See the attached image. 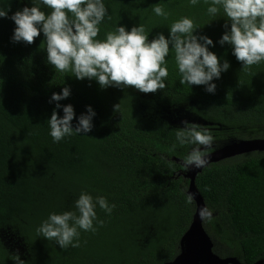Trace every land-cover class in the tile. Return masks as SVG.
<instances>
[{
  "label": "trees",
  "instance_id": "16d2710c",
  "mask_svg": "<svg viewBox=\"0 0 264 264\" xmlns=\"http://www.w3.org/2000/svg\"><path fill=\"white\" fill-rule=\"evenodd\" d=\"M160 3L167 20L152 12ZM111 19L100 25L98 39L115 25H144L151 40L168 35L167 26L182 16L201 26L210 50L230 67L215 80V93L204 86L180 85L173 54L166 57L167 87L142 93L134 87L101 89L93 81L77 80L46 63L43 34L33 43L12 42L14 22L8 17L30 0H0L8 16L0 18V264H165L180 251L195 202L186 203L189 179L180 159L189 150L172 151L178 112L211 130L210 153L233 141L264 139V62L241 68L228 44L216 43L225 19L207 23L206 4L187 0H105ZM65 76V77H64ZM68 86L59 101L71 104L76 116L95 110L86 135L54 143L47 119L56 102L53 92ZM118 104V111L113 106ZM62 115L61 109H56ZM73 126L76 120L73 119ZM195 185L213 219L202 221L212 250L221 258L243 264L264 261V151H253L209 163ZM81 191L105 196L116 207L111 215L97 208L103 221L96 232H83L79 247L60 249L37 237L36 228L50 212L71 209Z\"/></svg>",
  "mask_w": 264,
  "mask_h": 264
},
{
  "label": "clouds",
  "instance_id": "9594fccd",
  "mask_svg": "<svg viewBox=\"0 0 264 264\" xmlns=\"http://www.w3.org/2000/svg\"><path fill=\"white\" fill-rule=\"evenodd\" d=\"M143 0H137L142 3ZM13 12L9 19L14 22L11 41L31 44L43 34V50L46 63L60 73L77 80L95 81L101 89L134 87L142 93H155L167 87L169 76L166 57L173 54L180 85L204 86L208 93H215L221 73L230 67L228 60L218 57L210 50L213 40L198 33V26L191 17L182 16L167 26V37L157 33L151 40L144 25L127 28L116 24L113 31L98 39L100 25L111 19L105 0H30ZM206 4L208 22L223 17L224 32L216 43L228 44L232 55L241 68H250L264 62V0H187L189 6ZM152 12L167 20L169 13L160 3H155ZM8 16V10L0 7V18ZM65 77V76H64ZM70 88L64 86L53 92L49 102H56L47 119L49 135L54 143L73 135H87L93 128L96 113L86 105V112L76 116L71 104L59 101L68 98ZM118 104L113 106L118 111ZM56 109L62 110L58 115ZM76 123L73 126V119ZM175 131L171 148L187 147L189 150L180 159L181 170L204 168L208 165L214 137L210 129L184 120ZM186 203L192 204L193 194L187 192ZM116 207L103 195L81 191L72 202V208L59 213L50 212L36 228L37 237L54 242L60 249L80 246L83 232H96L103 221L97 217L99 208L111 215ZM200 220L211 221L213 209L202 206L195 210ZM14 264H25L19 255L11 257Z\"/></svg>",
  "mask_w": 264,
  "mask_h": 264
},
{
  "label": "water",
  "instance_id": "95a60500",
  "mask_svg": "<svg viewBox=\"0 0 264 264\" xmlns=\"http://www.w3.org/2000/svg\"><path fill=\"white\" fill-rule=\"evenodd\" d=\"M253 151H264V139H250L233 141L220 149L209 154V163L224 158L249 153ZM203 168H191L184 176L189 179L187 192L193 194L195 210L205 206L204 200L195 185V178ZM180 251L170 262L165 264H243L235 257L221 258L212 250L213 243L204 230L202 220L197 213L193 214L192 221L180 239ZM254 264H264L259 260Z\"/></svg>",
  "mask_w": 264,
  "mask_h": 264
},
{
  "label": "rangeland",
  "instance_id": "374dc122",
  "mask_svg": "<svg viewBox=\"0 0 264 264\" xmlns=\"http://www.w3.org/2000/svg\"><path fill=\"white\" fill-rule=\"evenodd\" d=\"M178 120H180V122L184 121V120H188L190 122H199V120L195 117H191L189 114H187V112L183 113V112H178Z\"/></svg>",
  "mask_w": 264,
  "mask_h": 264
}]
</instances>
